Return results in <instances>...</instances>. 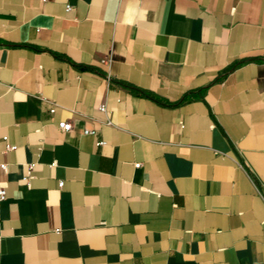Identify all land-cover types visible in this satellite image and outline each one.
Here are the masks:
<instances>
[{"label": "crops", "instance_id": "crops-1", "mask_svg": "<svg viewBox=\"0 0 264 264\" xmlns=\"http://www.w3.org/2000/svg\"><path fill=\"white\" fill-rule=\"evenodd\" d=\"M3 163L0 264H264V0H0Z\"/></svg>", "mask_w": 264, "mask_h": 264}, {"label": "built area", "instance_id": "built-area-1", "mask_svg": "<svg viewBox=\"0 0 264 264\" xmlns=\"http://www.w3.org/2000/svg\"><path fill=\"white\" fill-rule=\"evenodd\" d=\"M69 10H71V6H66V11H69ZM54 110H55V108L52 106V107L50 108V112L53 113ZM99 110H100L101 112H105V111H106V107H105V105L100 106V107H99ZM108 124H109V123H108ZM58 128H59L60 130H62V131H69V130L71 129V123L68 122V121H60V122L58 123ZM84 134L94 135V134H95V130L85 129V130H84ZM7 139H8L7 136H3V138H2V140H3L4 143H5V149H6V150H15V149H16V146L10 144V143L7 141ZM104 144H105V141H98V142H96V145H98V146H99V145H104ZM55 164H56V163L53 162L51 165L53 166V165H55ZM135 166H136V167H139L140 164L137 163V164H135ZM34 167H35V163H33V162H32V163H28V164H27V170H26V173H25V175L22 177V179L25 181V183H26L27 186H30V181H31V179L33 178V174H32V172H33ZM0 168H1V170L5 171V170L7 169V166H6V164L3 163V164H0ZM58 186H59V187H62V186H63V182L60 181L59 184H58ZM5 197H6V191H5L3 188H0V200H4Z\"/></svg>", "mask_w": 264, "mask_h": 264}, {"label": "trees", "instance_id": "trees-1", "mask_svg": "<svg viewBox=\"0 0 264 264\" xmlns=\"http://www.w3.org/2000/svg\"><path fill=\"white\" fill-rule=\"evenodd\" d=\"M141 93H143V94H145L146 96L151 97V98L154 97L151 93H148V92H141Z\"/></svg>", "mask_w": 264, "mask_h": 264}]
</instances>
